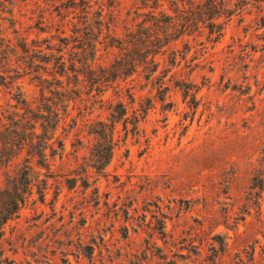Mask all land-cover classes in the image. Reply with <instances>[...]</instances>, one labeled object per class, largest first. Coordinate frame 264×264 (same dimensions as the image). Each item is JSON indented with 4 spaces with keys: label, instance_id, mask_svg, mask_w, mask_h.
<instances>
[{
    "label": "rangeland",
    "instance_id": "1",
    "mask_svg": "<svg viewBox=\"0 0 264 264\" xmlns=\"http://www.w3.org/2000/svg\"><path fill=\"white\" fill-rule=\"evenodd\" d=\"M85 37L101 75L166 44L98 94ZM56 78L81 97L32 159L0 264H264V0H0V112L56 101ZM28 156L0 190L24 194Z\"/></svg>",
    "mask_w": 264,
    "mask_h": 264
},
{
    "label": "trees",
    "instance_id": "2",
    "mask_svg": "<svg viewBox=\"0 0 264 264\" xmlns=\"http://www.w3.org/2000/svg\"><path fill=\"white\" fill-rule=\"evenodd\" d=\"M85 9V12H88L87 7H85ZM99 15H102L100 11ZM157 38L159 39L161 37L157 36ZM79 40H84L86 42L87 48H89V53L86 54L87 61H81L78 59L77 62H82L83 66L86 68V71L82 72V74L87 79L88 83H90V93L94 90H97L98 94H102L106 90L105 87L108 86L109 81L116 80L122 75H128L135 72L139 61H148V59L154 57L155 54L160 52V48L166 44L161 43V46L157 49H143V52H141V58L143 59H133L127 64L123 60L118 61L116 62L118 63V66H112L107 72H105V74L101 75L98 74L92 66L98 51L96 43H93V40L87 37H85V39L82 38ZM137 40H139V38ZM124 44L125 43L123 42L120 43L121 49L124 48ZM87 55H89V57H87ZM84 58L85 57H83V60ZM90 58L92 63L88 62ZM65 63L66 62L62 61L61 57H57V64L61 66L62 72L65 70ZM68 70H72L75 74L81 72L76 69L75 61L71 63ZM60 80L61 79L56 78V85L58 86L55 91L57 96L56 101H53V99L50 97L43 96L42 100H44V102L41 103V105H39L35 110V108L32 107L26 98L23 99L20 97L26 107V112L23 115H20V118L17 119L18 121L14 120L12 116H6L0 112V125L4 124L2 127H4V132H6V135H2L3 138H0V165L8 166L11 161L18 157L24 150H27V153H29V156L24 160L25 163L23 164V168H20V179L25 182V187H23L24 194H20V197L14 195V188H5L0 190V193L2 194L1 196H4L0 199V230L9 220L13 218L15 214H17L21 205L26 201V193H28L32 186L31 184L33 183L31 174L35 172V166L32 159L39 158L38 160L36 159L37 166H43L45 164V161L48 157L46 150L51 148V142L49 141L54 138L63 117L68 111V101L74 97L72 94H76L77 97H81V91L76 89L61 91L59 89V84L61 83ZM4 120H7L8 124L3 123ZM120 120L121 119H113L110 121L111 123H109V135H111L110 145H112L114 140L116 124L119 123ZM10 123L13 124V128ZM48 124H51V128ZM100 124L106 125L104 121H100ZM38 126H40L39 128L42 130V134L37 133ZM49 130H51V134L49 133ZM109 162L110 157H107L104 164L101 165V168H105ZM40 190L43 191L42 189ZM43 197L44 193L42 192L41 198Z\"/></svg>",
    "mask_w": 264,
    "mask_h": 264
}]
</instances>
